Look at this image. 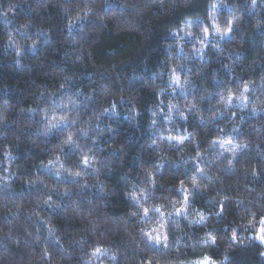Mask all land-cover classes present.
<instances>
[{
	"label": "trees",
	"instance_id": "16d2710c",
	"mask_svg": "<svg viewBox=\"0 0 264 264\" xmlns=\"http://www.w3.org/2000/svg\"><path fill=\"white\" fill-rule=\"evenodd\" d=\"M261 228L264 0H0V264H264Z\"/></svg>",
	"mask_w": 264,
	"mask_h": 264
},
{
	"label": "clouds",
	"instance_id": "9594fccd",
	"mask_svg": "<svg viewBox=\"0 0 264 264\" xmlns=\"http://www.w3.org/2000/svg\"><path fill=\"white\" fill-rule=\"evenodd\" d=\"M252 3H253V6H254L255 5V0H252ZM230 23H231V21H230ZM215 30H216L217 33H220L221 36L225 35V33L227 32V29H224L222 31L219 27H217ZM203 43H204V41L201 40V45L202 46H203ZM31 46L35 47L36 46V41H33ZM19 49H20V46L17 45V51H19ZM171 80L176 83L177 87H182V85L180 84V76H179V74H174L171 77ZM175 90H176L175 88L172 89L173 92ZM245 90H247V86H245ZM231 98H232L231 94H229L228 96L224 97V101L223 102H224L225 106H227L229 101H231ZM238 99L242 102L246 98L243 96V94H241L238 97ZM176 106H177L176 104L169 102V112L167 113V117H166L168 120L172 119L171 109L175 108ZM153 115H155V113H153ZM180 115H181L182 118L184 117V113H180ZM57 119L62 121L64 118L63 117H59ZM54 124L55 123L53 121H49V126L50 127L53 126ZM69 136H71V134ZM185 139H186L185 136H172V137H169V140L170 141L171 140H175L177 142V145L184 144ZM228 142H229V140H227V139L223 141V143H228ZM65 143H67V140L65 141ZM237 147H240V145H237ZM225 151H229V149H225ZM230 151L232 152L233 155L236 154V148H232ZM49 162H50V164L52 163V161H49ZM229 163H231V161H229ZM62 167H63V165H61L60 168H62ZM60 168L56 169L58 174H59ZM197 171H199V170L197 169ZM72 175L80 176V175H83V173L75 172V173H72ZM191 184L194 187L201 188V185L197 182L195 176H193V178L191 179ZM189 194H191V193H189ZM131 195H132V198L134 200H136L139 208L143 209L144 215H147L148 212L151 210V206L148 207V208H145L144 205L137 198V194L135 192L131 193ZM141 195H143V190H141ZM225 199H227V197H225ZM186 206H187V201L184 200V202L181 204L180 208H177V207L173 206V210L178 213V212H180L181 208L186 207ZM155 211L157 213H159V216L156 219V222L158 223L159 227L158 228H155V227L153 228V231L156 232L157 234L155 236H153L151 234H148V233H145V234H147V237H148L149 240H155L156 242L159 243L162 236L164 237L165 240H167V237L164 236V228H165L164 213L161 212L160 207H156ZM169 214L171 215V213H169ZM37 215H39V213H37ZM133 215H137V213H133ZM140 219L143 220V216H141ZM205 219H206V216L204 214H198V216L196 218L190 220L189 223L195 222L197 224H200V223H203L205 221ZM252 226L254 227L255 225H252ZM49 232L51 233L52 229L49 230ZM207 235L210 236L211 234L209 233ZM108 252H109V250L106 249V248L105 249L95 248L93 251H91V255L89 257V264H96V259L99 256H101L102 254L108 253ZM261 255L264 256V251L261 252ZM109 259L112 262H115V260L117 259V253L114 252V251L111 252L110 256H109ZM102 264H104V262H102Z\"/></svg>",
	"mask_w": 264,
	"mask_h": 264
},
{
	"label": "snow or ice",
	"instance_id": "6c2138e0",
	"mask_svg": "<svg viewBox=\"0 0 264 264\" xmlns=\"http://www.w3.org/2000/svg\"><path fill=\"white\" fill-rule=\"evenodd\" d=\"M214 26H215V25H214ZM216 28H217V27H216ZM203 31H204L205 34H208L209 29H208V28H204ZM230 31H231V28L229 27V28L227 29V32L225 33V35L228 34V32H230ZM189 35H191V33H189ZM105 111H107V109H105ZM183 118L186 119V117H183ZM71 142H72V137L69 136V137L67 138V143H71ZM49 163H50V162H49ZM83 163H85V164L88 163V157H87V156L84 157V159H83ZM198 170H199V171H202V169H198ZM180 184H181V186H183L184 182H183V181H180ZM188 192H189V190H188V189H185V193H188ZM184 200H186V201L188 200V194H185V196H184ZM220 210L223 211V205L220 206ZM178 213H179V212H178ZM217 214H219V213H217ZM49 230H51V229H49ZM257 239H259L261 243H264V228H261V229H260V234L257 236ZM211 242L214 244V243H215V238H213ZM209 259H211V258L209 257ZM213 264H215V262H213Z\"/></svg>",
	"mask_w": 264,
	"mask_h": 264
},
{
	"label": "rangeland",
	"instance_id": "374dc122",
	"mask_svg": "<svg viewBox=\"0 0 264 264\" xmlns=\"http://www.w3.org/2000/svg\"><path fill=\"white\" fill-rule=\"evenodd\" d=\"M195 264H213V263H212L211 259H209L208 257H206V258H203L202 260L198 261Z\"/></svg>",
	"mask_w": 264,
	"mask_h": 264
}]
</instances>
